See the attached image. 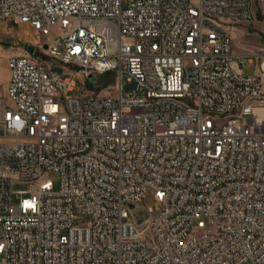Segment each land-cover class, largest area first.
<instances>
[{
	"label": "built area",
	"instance_id": "obj_1",
	"mask_svg": "<svg viewBox=\"0 0 264 264\" xmlns=\"http://www.w3.org/2000/svg\"><path fill=\"white\" fill-rule=\"evenodd\" d=\"M253 5L0 0V40L10 21L45 37L7 58L0 264H264V57L231 34ZM71 68L116 95L75 94Z\"/></svg>",
	"mask_w": 264,
	"mask_h": 264
},
{
	"label": "rangeland",
	"instance_id": "obj_2",
	"mask_svg": "<svg viewBox=\"0 0 264 264\" xmlns=\"http://www.w3.org/2000/svg\"><path fill=\"white\" fill-rule=\"evenodd\" d=\"M234 50L237 54L251 57L259 54L264 57V0H254L253 16L250 20L239 23L231 30ZM45 37L29 24H16L12 21L1 29L0 40V75L8 72L7 58L11 54H24V45H41ZM258 64L256 59L253 62H247L244 72L247 75L256 74ZM74 77L77 87L75 94L86 96L107 97L116 95L114 84L111 83L109 76H99L96 82L85 79L77 74V68H71V71L65 72L63 77ZM0 81V98L8 100L7 84ZM51 178L55 184V189L59 188V176L52 174ZM16 190L26 189L23 185H17ZM158 204L153 198V192H149L146 198L134 210V216L138 223H142L150 218L149 208L156 207Z\"/></svg>",
	"mask_w": 264,
	"mask_h": 264
},
{
	"label": "bare ground",
	"instance_id": "obj_3",
	"mask_svg": "<svg viewBox=\"0 0 264 264\" xmlns=\"http://www.w3.org/2000/svg\"><path fill=\"white\" fill-rule=\"evenodd\" d=\"M102 24L106 25V26H113V18L102 17ZM191 227L192 228H199V219H192L191 220Z\"/></svg>",
	"mask_w": 264,
	"mask_h": 264
},
{
	"label": "water",
	"instance_id": "obj_4",
	"mask_svg": "<svg viewBox=\"0 0 264 264\" xmlns=\"http://www.w3.org/2000/svg\"><path fill=\"white\" fill-rule=\"evenodd\" d=\"M45 48H47V45H45ZM24 49L25 50H27L28 52H30V53H33L34 51H35V46H33V45H29V44H25L24 45ZM57 71L58 72H62V69H60V68H57ZM92 82H96V77L95 76H90V78H89ZM131 85L130 86H128L127 87V89H131Z\"/></svg>",
	"mask_w": 264,
	"mask_h": 264
},
{
	"label": "crops",
	"instance_id": "obj_5",
	"mask_svg": "<svg viewBox=\"0 0 264 264\" xmlns=\"http://www.w3.org/2000/svg\"><path fill=\"white\" fill-rule=\"evenodd\" d=\"M11 55H13V54H11ZM11 55H9V56H11ZM9 56H8V57H9ZM9 79H10V72H9V70H8V72L6 73V75L3 76V80H2V77H1V75H0V81H1V80L4 81L7 85H8Z\"/></svg>",
	"mask_w": 264,
	"mask_h": 264
}]
</instances>
